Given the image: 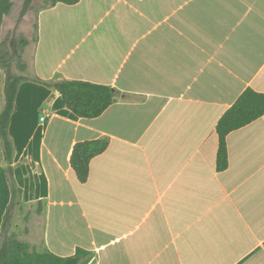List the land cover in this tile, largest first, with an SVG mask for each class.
Here are the masks:
<instances>
[{"label":"crops","instance_id":"1","mask_svg":"<svg viewBox=\"0 0 264 264\" xmlns=\"http://www.w3.org/2000/svg\"><path fill=\"white\" fill-rule=\"evenodd\" d=\"M31 77L118 94L81 119L60 94L20 84L9 125L31 248L87 264H264V115L226 137L221 117L264 95V0H80L37 13ZM0 69V114L5 106ZM44 117V120H41ZM107 139L80 183L78 142ZM0 141V230L10 202Z\"/></svg>","mask_w":264,"mask_h":264},{"label":"trees","instance_id":"2","mask_svg":"<svg viewBox=\"0 0 264 264\" xmlns=\"http://www.w3.org/2000/svg\"><path fill=\"white\" fill-rule=\"evenodd\" d=\"M80 0H46L43 8L56 4L75 5ZM31 0H26L28 6ZM12 8V0H0V29L5 16ZM42 9V8H41ZM38 13V12H37ZM35 43L38 38L36 16ZM19 44L26 46V41ZM14 48V45H13ZM17 55L16 52H13ZM5 58V59H4ZM7 53H0V69L5 74L4 98L5 106L0 114V141L5 162V177L10 190V202L6 208L0 230V264H87L92 254L78 248L71 256L60 257L48 251H37L27 243L17 240L8 234L13 212L20 205L22 190L16 185L13 169V144L9 137V125L14 110L15 98L22 82L32 80L47 87H53L60 94L65 107L76 117L94 119L99 117L113 104L118 94L113 88L80 80H61L54 84L41 81L37 77L17 75L11 69ZM5 60V61H4ZM7 61V62H6ZM264 115V95L252 90L243 92L237 101L221 117L216 126L218 150L216 166L219 171L227 168L228 157L226 149L227 135L240 129ZM108 146L107 139L90 140L76 143L72 148L70 166L77 180L83 183L89 175L90 161L103 153Z\"/></svg>","mask_w":264,"mask_h":264},{"label":"rangeland","instance_id":"3","mask_svg":"<svg viewBox=\"0 0 264 264\" xmlns=\"http://www.w3.org/2000/svg\"><path fill=\"white\" fill-rule=\"evenodd\" d=\"M25 1L12 0L11 11L4 17L0 29V53L9 55L7 61L15 74L29 77L31 76L30 61L36 35V16L37 12L45 7L46 0H31L28 6L25 5ZM20 40L26 41L27 45H20ZM18 208L13 212L8 234L27 243L24 237L29 233L27 227V223L30 222L29 216L23 218Z\"/></svg>","mask_w":264,"mask_h":264},{"label":"built area","instance_id":"4","mask_svg":"<svg viewBox=\"0 0 264 264\" xmlns=\"http://www.w3.org/2000/svg\"><path fill=\"white\" fill-rule=\"evenodd\" d=\"M41 120H44V117H41Z\"/></svg>","mask_w":264,"mask_h":264}]
</instances>
